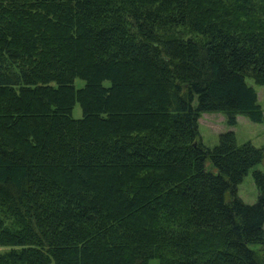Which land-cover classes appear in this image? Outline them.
Listing matches in <instances>:
<instances>
[{"label":"trees","instance_id":"obj_1","mask_svg":"<svg viewBox=\"0 0 264 264\" xmlns=\"http://www.w3.org/2000/svg\"><path fill=\"white\" fill-rule=\"evenodd\" d=\"M248 78L264 0H0V264H264V147L199 131Z\"/></svg>","mask_w":264,"mask_h":264},{"label":"rangeland","instance_id":"obj_2","mask_svg":"<svg viewBox=\"0 0 264 264\" xmlns=\"http://www.w3.org/2000/svg\"><path fill=\"white\" fill-rule=\"evenodd\" d=\"M184 31V28H181ZM186 35L195 39H201L200 36L190 35L184 31ZM249 86H252L258 95V104L261 107L264 116V85H260L255 80L248 78ZM85 82L77 79L75 82L76 88H82ZM73 118L81 119L83 116L80 104H77L73 110ZM200 138L203 143L209 147L214 148L218 145L220 135L233 131L235 133L238 145H243L248 142L252 143L257 148L264 147V120L262 123H255L246 116L237 117V125L230 127L227 124L226 116L223 113H205L201 115L199 121ZM207 168H211L210 162H207ZM255 171H264V162L253 168L249 174L244 178L243 183L238 187V196L248 205H254L259 198V192L255 184L253 174ZM230 196L228 195V200ZM252 250L257 251L258 246L252 245ZM1 250V249H0ZM151 264H158L157 261H152Z\"/></svg>","mask_w":264,"mask_h":264}]
</instances>
